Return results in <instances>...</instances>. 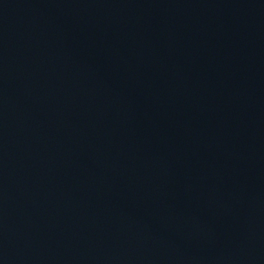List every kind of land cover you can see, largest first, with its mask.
<instances>
[{
    "label": "water",
    "instance_id": "water-1",
    "mask_svg": "<svg viewBox=\"0 0 264 264\" xmlns=\"http://www.w3.org/2000/svg\"><path fill=\"white\" fill-rule=\"evenodd\" d=\"M0 264H264V0H0Z\"/></svg>",
    "mask_w": 264,
    "mask_h": 264
}]
</instances>
